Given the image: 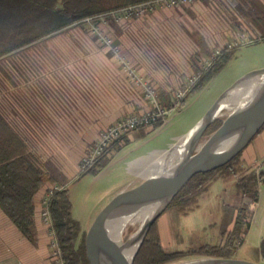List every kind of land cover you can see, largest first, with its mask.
I'll list each match as a JSON object with an SVG mask.
<instances>
[{
  "label": "rangeland",
  "instance_id": "rangeland-1",
  "mask_svg": "<svg viewBox=\"0 0 264 264\" xmlns=\"http://www.w3.org/2000/svg\"><path fill=\"white\" fill-rule=\"evenodd\" d=\"M243 2L200 0L177 7L147 4L132 13L115 12L86 19L70 30L34 45L20 57L4 61L8 76H2L0 103L7 112L5 114L19 123L20 131L36 145L37 151L66 176L74 205L73 216L80 222L83 233L90 230L96 216L120 191L142 182L155 161L189 134L225 91L245 75L264 69V42L258 41L260 33L240 11L238 6ZM259 27L264 34V25L260 23ZM103 37L110 38L113 46L105 44ZM203 46L210 51V60ZM230 47L239 49L225 69L202 90L187 96L199 79L192 66L195 58H201L198 64L205 69L218 51ZM103 52L117 59L122 80L126 82L109 84L112 105L117 104L120 110L127 111L122 119L153 109L148 91L130 84L121 71L122 60L144 77L156 97L163 91L171 93L175 109L168 110L166 116L159 118L165 121L161 128L138 130L118 145L121 149L110 151V163L99 174L81 176L84 155L91 145H95L100 130L85 131V123L77 125L76 122L35 123L30 114L32 107L28 106L29 116H25L22 99L25 94L29 98L34 92L40 95L41 89H37V84L48 77L47 72L59 66L82 65L88 59L96 65L102 60L100 53ZM96 71L100 73L98 69ZM33 83L36 85L31 87ZM103 90V87L98 88L97 92L102 93ZM179 94L183 98L177 105ZM102 97L104 99L103 94L97 97L98 101L102 102ZM19 98L21 104L17 107ZM15 110L17 114L14 117L12 113H16ZM230 112L229 109L224 111L219 120L225 121ZM62 126L69 130H61ZM212 132L210 130L204 135L201 144L213 135ZM43 190L45 192L46 188ZM239 193L234 178H221L208 185L199 197L198 206L189 214L180 215L169 206L156 221L163 248L169 252H188L208 244L222 245L229 240L235 228L238 210L247 207L252 217L248 215L245 218L242 233L233 240L231 259L264 264L260 254L264 239V183L260 186L256 203L244 199ZM247 223L250 224L247 226ZM140 226L141 223L129 224L124 231L125 240ZM200 258L206 257H191L172 264Z\"/></svg>",
  "mask_w": 264,
  "mask_h": 264
},
{
  "label": "trees",
  "instance_id": "trees-1",
  "mask_svg": "<svg viewBox=\"0 0 264 264\" xmlns=\"http://www.w3.org/2000/svg\"><path fill=\"white\" fill-rule=\"evenodd\" d=\"M157 1L0 0V90L3 83L2 76H8L4 68L5 60L20 57L22 52L34 45L70 30L86 19L104 17L115 12H122L129 7L153 4ZM238 7H240L243 16L248 18L252 26L260 33L261 38L258 41L264 42V34L259 27L260 23L264 25V3L261 0H244L243 3H239ZM203 47L205 55L210 60L212 56L210 51L207 46ZM238 49L239 47L234 49L230 47L221 50L220 54L215 55L210 61V66L205 69L198 64L201 63V58H195L192 66L194 71L199 74V79L189 89L187 96L202 90L216 78L235 57ZM157 99L163 109H175L171 93L163 91L157 95ZM182 101L184 102V100ZM10 106L14 111V107ZM5 113L7 112L0 103V211L9 218L28 241L36 244L38 242V227H36L38 210L41 213L48 209L51 220L50 232H54L55 238L59 242L58 246L64 264H90L86 249L87 232H82L80 222L73 216V202L66 176L52 161L45 159V156L37 151L36 145L20 131L19 123ZM16 114L17 112L12 113L14 117ZM223 121L217 120L205 135L210 130L213 131L212 133L216 132L222 126ZM164 124L163 119H158L150 127L156 130ZM33 128H35L34 125ZM144 129L146 128L139 130ZM263 130L264 127L258 135ZM129 136L114 142L96 165L83 171L81 176L90 173L99 174L110 163L108 153L113 149H121L118 145H121ZM93 147L94 145H91L85 155ZM242 154L241 152L239 156L222 168L193 177L173 199L169 209L176 210L180 215L189 214L198 206L200 195L207 190L210 183L229 177L236 179L239 194L244 199L258 202L260 186L264 183V173L257 171L246 173L243 168ZM52 186H58L61 190L54 192L50 196L48 204L45 205L44 198ZM44 188H46L45 195L40 199L38 195ZM250 214L247 207L238 210L235 228L226 243L222 245L208 244L188 252L165 250L161 244L157 222H155L133 264H172L198 256L231 258L234 252L233 240L242 233L243 226H245L244 220L248 215L252 217ZM82 233L83 238H81ZM260 254L264 259V239L260 246Z\"/></svg>",
  "mask_w": 264,
  "mask_h": 264
},
{
  "label": "water",
  "instance_id": "water-1",
  "mask_svg": "<svg viewBox=\"0 0 264 264\" xmlns=\"http://www.w3.org/2000/svg\"><path fill=\"white\" fill-rule=\"evenodd\" d=\"M235 94L242 95L241 102L234 109H229L227 102ZM228 109L231 112L222 126L201 144L207 130ZM263 127L264 69H261L245 75L225 91L198 125L175 147L155 161L142 182L120 191L96 216L86 237L90 264H133L151 227L185 185L197 174L212 172L229 164L249 147ZM182 146H185L183 150ZM179 152L181 157L175 161L174 157ZM159 164L163 166L162 170L158 171ZM157 206L159 208L151 218L125 240L124 231L131 224V220L143 211ZM117 228H122L120 240L113 232V229ZM135 235L136 239L132 240ZM136 243L138 249L130 259L129 249ZM182 264H251V262L206 257Z\"/></svg>",
  "mask_w": 264,
  "mask_h": 264
},
{
  "label": "crops",
  "instance_id": "crops-1",
  "mask_svg": "<svg viewBox=\"0 0 264 264\" xmlns=\"http://www.w3.org/2000/svg\"><path fill=\"white\" fill-rule=\"evenodd\" d=\"M100 54L102 60L96 65L88 59L83 61L82 65L77 63L76 66L71 67L59 66L54 68V71L47 72L48 77L42 78L37 84V89H41L40 95L37 96L34 92L29 98L25 94V98L22 99L25 116H29L28 106H30L33 108L30 114L34 122L49 124L76 122L77 125L85 123V131L98 129L99 133L105 126L122 119L127 111L120 110L117 104L112 105L111 85L112 82L115 84L122 82L126 84V82L122 80L117 59L113 56L111 58L107 52ZM97 69L100 73L98 71L95 73ZM35 85L33 83L31 87ZM102 87L103 92H97V89ZM102 94L104 99L102 97L103 100L100 102L97 97ZM18 101L20 98L17 100V107L21 104ZM75 129L81 130L78 127ZM61 130L69 129L62 126ZM242 162L246 173L254 171L264 173V130L243 152ZM45 192L42 190L38 197L41 199ZM36 227H38V242L33 244L0 211V264H56L51 247L50 227L43 221L39 210Z\"/></svg>",
  "mask_w": 264,
  "mask_h": 264
},
{
  "label": "built area",
  "instance_id": "built-area-1",
  "mask_svg": "<svg viewBox=\"0 0 264 264\" xmlns=\"http://www.w3.org/2000/svg\"><path fill=\"white\" fill-rule=\"evenodd\" d=\"M200 0H158L156 3H153L151 5H157V3L165 4L169 7H177L181 6L183 4H191L194 2H197ZM150 5V4H148ZM146 7L147 4L139 5L135 7H129L125 9L122 12H129L132 13L136 10H139V8ZM97 32L99 30L95 29ZM103 40L105 41V44L108 46H113V41L108 37H103ZM116 53H118V50H115ZM217 54H220V51L217 52ZM121 71L123 74L127 77L130 84L139 86L144 88V90L148 91V98L152 99L151 103H153V109L152 111L141 113L138 115H132L130 117H125L124 119H120L119 121L108 125L106 128H104L100 132V136L98 137V140L96 141L94 147L85 155V158L83 159L81 163L82 170H86L90 167H93L96 165V163L101 159L103 155L107 152V150L113 145L114 142L117 140H120L121 138L125 136L131 135L133 132H136L139 129L142 128H148L152 126L154 122H156L161 116H166L168 114L167 109H163L160 104L158 103L157 97L154 95V91L152 87L147 83V81L137 73V71L125 60L121 61ZM194 83V82H193ZM183 95L179 94L177 99V105L180 103ZM173 110V109H172ZM61 188L58 186H52L50 187L48 194L44 198V204L47 205L50 196L54 194L56 191H60ZM41 217L46 223L48 227L51 228V220H50V213L48 209L43 210L41 213ZM49 228V229H50ZM51 236V247L53 249V256L55 258L56 264H64V261L62 260L61 252L58 246V243L54 232H50Z\"/></svg>",
  "mask_w": 264,
  "mask_h": 264
},
{
  "label": "bare ground",
  "instance_id": "bare-ground-1",
  "mask_svg": "<svg viewBox=\"0 0 264 264\" xmlns=\"http://www.w3.org/2000/svg\"><path fill=\"white\" fill-rule=\"evenodd\" d=\"M239 95V94H238ZM237 94H235L234 96H232L231 97V99L227 102V106H229V109L231 108H235L236 106H237V104L239 103V102H241V99H242V95L241 96H238ZM230 114V113H229ZM183 148H181V150H183L184 148H185V146H182ZM182 152V151H181ZM180 157H181V154H180V152L176 155V157H174V160L175 161H177V160H179L180 159ZM154 165V164H153ZM152 165V166H153ZM151 166V167H152ZM162 164H159L158 166H157V170L159 171V170H162ZM159 207L157 206V207H154V208H149V209H147L146 211H143L141 214H139L137 217H135L133 220H131V222L130 223H132V224H135V223H144L147 219H149V218H151V216L157 211V209H158ZM122 228H117L116 230H114L113 229V232L115 233V235H116V237H117V239L118 240H120L121 239V230ZM136 237H137V235H135L134 237H133V239L132 240H135L136 239ZM137 249H138V244L136 243V244H134L130 249H129V252H128V256H129V258L131 259L133 256H134V254H135V252L137 251Z\"/></svg>",
  "mask_w": 264,
  "mask_h": 264
}]
</instances>
